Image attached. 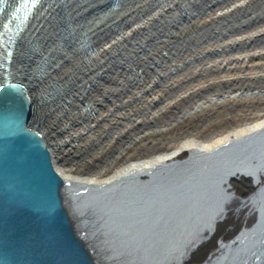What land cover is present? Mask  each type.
I'll return each mask as SVG.
<instances>
[{
	"label": "bare ground",
	"instance_id": "6f19581e",
	"mask_svg": "<svg viewBox=\"0 0 264 264\" xmlns=\"http://www.w3.org/2000/svg\"><path fill=\"white\" fill-rule=\"evenodd\" d=\"M7 3L6 9L19 10L16 16L8 11L0 18V82L9 78L28 90L33 103L28 127L45 139L72 201L79 186H117L129 176L148 177V170L168 164L179 151L191 152L193 159L264 127V0H28L27 7L23 0ZM170 49L173 59L166 55ZM150 57L166 74L161 82L150 68ZM185 67H190V76H199V83L222 73L224 82L190 88L199 83L174 79ZM247 70L253 77L245 78ZM156 88L161 94L158 103L153 101L158 104L154 111L146 96ZM127 92V99H119ZM134 102L146 103L148 113L133 114ZM126 111L132 114L125 128H114ZM92 144L95 149H89ZM253 161L246 168L256 167L258 185L264 178ZM225 165L213 168V173H221L216 183L221 192L246 169ZM245 173L247 179L253 177ZM224 194L222 207L181 250L179 261L187 260L226 218L233 197ZM105 204L85 216L84 209H76L79 215L83 212L84 236L99 263L120 264L106 257L93 237L104 224L103 214L110 207ZM263 212L260 223L238 243L254 235L264 237ZM258 255L264 257V244L249 264H262Z\"/></svg>",
	"mask_w": 264,
	"mask_h": 264
},
{
	"label": "rangeland",
	"instance_id": "374dc122",
	"mask_svg": "<svg viewBox=\"0 0 264 264\" xmlns=\"http://www.w3.org/2000/svg\"><path fill=\"white\" fill-rule=\"evenodd\" d=\"M220 21L223 20H218V22ZM166 51L167 57H172L173 59L174 56H172L171 53H173L174 50L170 49ZM177 62L178 60H176V63ZM149 63H151L150 68H152L154 72H157L155 75H159V82L164 80L166 74L163 71L160 72L156 64H152L153 58L151 61L150 57ZM176 63L174 65H176ZM166 65H171V62L169 61ZM251 72V70L245 71V78L253 77L251 76ZM178 75V77L174 78L177 82L189 78H191L195 83H199L198 80H201L199 76H190L192 75L190 73V67H185ZM224 75L225 73L217 74L216 76L221 77L210 79L209 82L214 83L221 80V83H223L225 79ZM222 77H224V79ZM209 82L199 83V86L196 87H188L194 89L201 87L205 88ZM159 93L161 94V89L156 88L147 92V98L144 97L150 101L152 106L150 110H156L155 108L158 106V104H154L153 101L158 103L157 100L160 98ZM130 94L131 92H127L119 97V99L125 100ZM133 104V114L138 112H140L142 115L148 113L146 112V109H148L149 106L146 103L143 105V103L139 104L134 102ZM126 113L127 114H120L119 118L116 120L118 125L114 126V128H125V125L128 122L127 120L130 117L129 114L131 112L126 111ZM138 114L132 116L135 117ZM263 130L264 127H261V129L256 128L249 130L242 134V138L240 137L237 139V141L229 143L226 147L217 149L212 153H200L193 159L191 158V152L187 150L179 151L174 159L168 164L163 165V167H155L152 170H148L146 172L148 177H142V175L129 176L121 180V182H118L117 186L116 184H111V186L110 184L102 186L91 185L87 188H82L79 186L77 187L78 191L72 194L73 196L76 195L73 203L76 208L84 209L83 211L86 212L84 213V216L90 211L95 212L102 207H106L105 203L109 204V210H107V213H104V216L102 217L104 218L103 220H105L104 224H101L97 231H94L95 234H93V237H95L94 239H96V241L105 248L104 252L106 253V257L109 259L118 261L120 264H187L190 261L192 254H194L197 249L184 262L183 260L179 261L182 251L192 239L197 237L196 234H201L202 229H204V227L207 225L209 219H211L214 213L222 207L223 204L221 202L226 198L224 192L228 193V196L233 197L229 205L228 213L225 217L227 218L230 216L233 209V204L235 203L237 197L233 190V183L235 180H241L242 178L247 179L248 175L245 172L249 171L251 174L253 173V177L251 178L252 185L254 187L253 193L246 199L241 200L243 202L241 208L244 209L245 205L247 207L250 206V210H253L252 215H256L255 221L249 228L241 231L239 235L236 236L232 241L222 244L224 248L226 247L224 250H222L223 247L219 248L216 250L217 253L215 256L213 254L216 251L214 253H210L207 261L202 263L218 264L226 262L228 264H249V258L251 256L257 255L258 250L263 246L264 237L259 234L251 236V238L246 239L244 243L238 242L240 236L243 233L247 232L251 227H254L260 223L261 214L264 210V196H260V192L264 187V182L260 181L258 185H255V177H259L256 167L251 168L252 171L246 168L248 165H251L250 161L254 160L253 162H255L258 167L260 166L259 169H261V174L264 178V164L261 165L260 163L261 160H264ZM111 131H113V128ZM252 138H254V140ZM90 148L95 149V146L92 144L89 146V149ZM184 153L187 155L182 157V154ZM232 160L233 162L229 163ZM224 163H226L225 168L246 169L243 173H240L239 176L233 177V179H231L228 183L229 185L227 186V190L224 188V191L222 190L221 192V189L219 190L218 188L219 184L216 186V183H218L217 178H219V175L221 176V173H213L215 171L213 168L216 166L220 167ZM212 178L213 180L211 181ZM188 179H192V181H188ZM186 182H189V184L192 185H185ZM228 188L230 189L228 190ZM128 192L130 193L128 194ZM252 197L255 201L251 200ZM81 198L83 199L81 200ZM127 198H129V201H127ZM137 201L139 202L136 206L135 204ZM101 212L99 211L97 213L99 214ZM82 215L83 212L81 213L80 217ZM123 227L124 229H122ZM215 231L212 232L215 233ZM213 234L210 233L201 243V245L206 242ZM89 237L91 238V235ZM258 256L259 257L257 260H262V264H264V257L262 258L260 255Z\"/></svg>",
	"mask_w": 264,
	"mask_h": 264
},
{
	"label": "water",
	"instance_id": "95a60500",
	"mask_svg": "<svg viewBox=\"0 0 264 264\" xmlns=\"http://www.w3.org/2000/svg\"><path fill=\"white\" fill-rule=\"evenodd\" d=\"M0 264H100L45 139L28 127V90L0 82Z\"/></svg>",
	"mask_w": 264,
	"mask_h": 264
},
{
	"label": "trees",
	"instance_id": "16d2710c",
	"mask_svg": "<svg viewBox=\"0 0 264 264\" xmlns=\"http://www.w3.org/2000/svg\"><path fill=\"white\" fill-rule=\"evenodd\" d=\"M186 155L187 154L184 153L182 157ZM253 188L252 179L243 178L234 181L233 190L238 198L236 197L230 216L222 220L217 226L215 233L213 232L214 234L212 233L213 235L198 247L187 264H202L204 261H207L210 253H214L221 247L224 248L222 244L232 241L241 231L251 226L256 219V215H252L253 210H250V206L247 207L245 205V208L242 209L241 206L243 202L241 200L251 195L253 193ZM252 199L253 197L251 200ZM216 253L217 251L213 255L215 256Z\"/></svg>",
	"mask_w": 264,
	"mask_h": 264
},
{
	"label": "snow or ice",
	"instance_id": "6c2138e0",
	"mask_svg": "<svg viewBox=\"0 0 264 264\" xmlns=\"http://www.w3.org/2000/svg\"><path fill=\"white\" fill-rule=\"evenodd\" d=\"M3 2V0H0V3H2ZM23 2H24V4H25V6L27 7V4H28V0H23ZM33 2H34V0H33ZM19 9H17V11H18ZM4 27L6 28L7 27V25H4ZM9 55H11V54H9ZM0 91H2V89H0Z\"/></svg>",
	"mask_w": 264,
	"mask_h": 264
}]
</instances>
